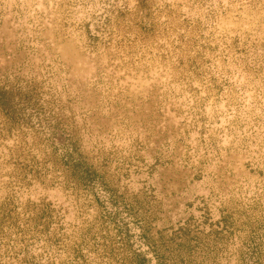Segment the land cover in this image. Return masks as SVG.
<instances>
[{
    "label": "rangeland",
    "instance_id": "obj_1",
    "mask_svg": "<svg viewBox=\"0 0 264 264\" xmlns=\"http://www.w3.org/2000/svg\"><path fill=\"white\" fill-rule=\"evenodd\" d=\"M0 264H264V0H0Z\"/></svg>",
    "mask_w": 264,
    "mask_h": 264
}]
</instances>
